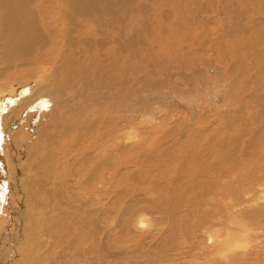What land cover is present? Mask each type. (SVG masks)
<instances>
[{"label": "bare ground", "instance_id": "1", "mask_svg": "<svg viewBox=\"0 0 264 264\" xmlns=\"http://www.w3.org/2000/svg\"><path fill=\"white\" fill-rule=\"evenodd\" d=\"M221 2L0 0V264H264V6Z\"/></svg>", "mask_w": 264, "mask_h": 264}, {"label": "rangeland", "instance_id": "2", "mask_svg": "<svg viewBox=\"0 0 264 264\" xmlns=\"http://www.w3.org/2000/svg\"><path fill=\"white\" fill-rule=\"evenodd\" d=\"M220 1H221V0H220ZM228 1H230V0H227V1H225V0L223 1V0H222L221 3L223 4V2H225V4H229ZM253 1L256 2V3H254V5H255V4L259 5L258 7H260V6H264V2H263L264 0H263L262 2H261L260 0H259V2H257L258 0H257V1H256V0H252V2H253ZM226 2H227V3H226ZM260 2H261V3H260ZM259 3H260V4H259ZM262 3H263V4H262ZM222 4H221V5H222ZM225 4H223V5H225ZM261 4H262V5H261ZM255 6H256V5H255ZM37 46H38V49H39V50H42L43 47H42L41 45H40V46L37 45ZM262 46H263V45H262V43H261V44H260V47H262ZM260 52H261V51H260ZM262 61L264 62V57H261V59L258 60V63H259L258 65L263 64ZM199 65H201V66H199V67H202V66H203L202 63L199 64ZM258 65H257V66H258ZM203 68H204V66H203ZM172 70H173V69H169V68H168V71H172ZM164 71H165V70H164ZM163 73H164V72H163ZM163 73H162V74H163ZM162 74H161L160 76H158V75L156 74L158 77H157L156 75L153 76L152 79L149 80V83H150V84H155V83H157V82H156L157 80H159V79L162 80L163 77H164V75H162ZM155 77H156V78H155ZM175 77H176V78H174L173 80H174V81H178L179 83H180V81L183 80V79H180V78H181L180 75H175ZM178 77H180V78H178ZM153 79H154V80H153ZM155 79H156V80H155ZM171 80H172V77L170 76V77H169V80L167 81V83L170 82ZM150 81H151V82H150ZM9 86H10V85H9ZM158 86H161V87H162L164 90H166V91L168 90V88H167V87L165 86V84H163L162 82H160V83L158 84ZM182 86H185V85H182ZM30 87H31V88H30ZM164 87H165V88H164ZM5 88H8V89H9V87H6V86H5ZM34 88H35V84L33 85V87H32V85L29 86V89H34ZM25 90H27V89L24 88V89L22 90V92H24ZM30 91H31V92H30ZM32 91H33V90H29V91H27L29 94L27 93V95L25 94L26 96L24 95L23 97L26 98L27 96H30V95H31L32 97L34 96V97H33V100L31 101L32 103L29 105V109L27 110V112H28V113H32L33 115L38 116V117H37V120H39V117H40V115L42 114V112H44L45 110H47V109L52 105V102L55 101V100L53 99V97H51V96H50V97L47 96L46 98L49 99V100H48V101H49V102H48V103H49L48 108H47V107H46V108H39V107H38V100H39V97H40V95H42V94H46V93H45V92H43V93L40 92L39 94H35V93L32 92ZM4 93H6V92H4ZM33 93H34V94H33ZM32 94H33V95H32ZM6 95H7L6 97H8L9 94L6 93ZM12 96L14 97V94H10V95H9V97H12ZM4 98H5V97H4ZM15 98H16V99H15ZM27 98H28V97H27ZM40 99H41V98H40ZM42 99H43V98H42ZM14 100H15V101L17 100V101L15 102V105H12L11 107L21 106V105L23 104V100H24V99L22 100L21 97L15 95ZM1 102H3V101L1 100ZM43 102H44V101H43ZM6 103H7V102H6ZM16 104H17V105H16ZM8 110H9V109H8ZM11 110H12V109H11ZM20 114H21V113H20ZM20 116L23 117V113H22ZM18 119H20V117H19ZM35 123H38V121H35ZM28 124L30 125V124H31V121H30V122L28 121ZM8 131H9V135H8L7 137H13V136H14V133H15V130H8ZM10 131H11V132H10ZM7 141H8V140H7ZM9 143H11V141H9ZM263 244H264V242L262 243V246H264Z\"/></svg>", "mask_w": 264, "mask_h": 264}, {"label": "water", "instance_id": "3", "mask_svg": "<svg viewBox=\"0 0 264 264\" xmlns=\"http://www.w3.org/2000/svg\"><path fill=\"white\" fill-rule=\"evenodd\" d=\"M10 101V100H9Z\"/></svg>", "mask_w": 264, "mask_h": 264}]
</instances>
